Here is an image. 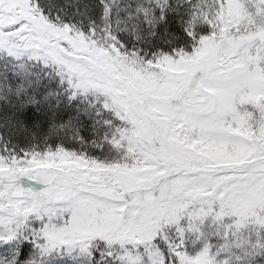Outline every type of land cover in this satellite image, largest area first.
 Returning <instances> with one entry per match:
<instances>
[{
  "label": "snow or ice",
  "instance_id": "6c2138e0",
  "mask_svg": "<svg viewBox=\"0 0 264 264\" xmlns=\"http://www.w3.org/2000/svg\"><path fill=\"white\" fill-rule=\"evenodd\" d=\"M0 264H264V0H0Z\"/></svg>",
  "mask_w": 264,
  "mask_h": 264
}]
</instances>
